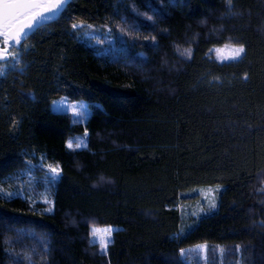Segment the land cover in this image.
I'll return each mask as SVG.
<instances>
[{"label": "trees", "instance_id": "trees-1", "mask_svg": "<svg viewBox=\"0 0 264 264\" xmlns=\"http://www.w3.org/2000/svg\"><path fill=\"white\" fill-rule=\"evenodd\" d=\"M226 44L242 58L209 56ZM18 56L0 75V264H264V0H70ZM109 226L101 252L91 229Z\"/></svg>", "mask_w": 264, "mask_h": 264}, {"label": "snow or ice", "instance_id": "snow-or-ice-1", "mask_svg": "<svg viewBox=\"0 0 264 264\" xmlns=\"http://www.w3.org/2000/svg\"><path fill=\"white\" fill-rule=\"evenodd\" d=\"M67 4V0H0V61L7 60L10 53L9 49L14 44L19 45L23 36L26 34V29H31L36 23L51 19L57 15L63 7ZM72 27L75 29L76 24ZM153 39H155L153 37ZM226 47H228L226 45ZM220 51V50H217ZM245 53L243 45L232 46L229 48V58L237 60L242 58ZM75 115H83V113L73 109ZM87 129H85V136H87ZM83 145L76 143L75 147L80 148ZM69 149L73 148V143L70 141L67 145ZM52 173L53 179L60 175V170L51 165L48 166ZM102 182L104 178H101ZM11 195V194H9ZM215 207V204L212 205ZM114 230L109 226L106 229L92 230V235L99 238L101 251L105 252L108 244L111 242L110 238ZM183 255V249H181Z\"/></svg>", "mask_w": 264, "mask_h": 264}, {"label": "rangeland", "instance_id": "rangeland-1", "mask_svg": "<svg viewBox=\"0 0 264 264\" xmlns=\"http://www.w3.org/2000/svg\"><path fill=\"white\" fill-rule=\"evenodd\" d=\"M70 0H67V3ZM65 7V6H64ZM63 7V8H64ZM61 12V11H60ZM59 12V13H60ZM58 13V14H59ZM57 14V15H58ZM57 15L53 16L51 19L57 17ZM51 19H44L38 23H36L31 29H26V34L23 36L21 43L19 45H13L12 47H10L9 51L10 53H12V56H9V58L7 60L4 61H0V75H4L7 70L11 69V70H15V71H20V59L18 56V50L20 45L23 43V41L36 29L38 28L40 25H42L43 23L51 20ZM82 39L88 40L94 44H101V43H105V41L108 39V34L107 32H103L101 29L98 30L96 28H92L90 27L87 32L83 33V37H81ZM2 39H0V44H2ZM226 45L228 47H226ZM224 46L221 47H215L213 48L210 53L209 56L216 60L219 63H225V62H231V61H237V60H232L229 58V48L235 45H231V44H226ZM238 47V46H237ZM220 50V51H217ZM243 56V55H242ZM241 59V58H240ZM22 96L24 98H31L32 95L28 92H23ZM52 109L56 112H62L65 114H68L72 120V122H77V123H86L90 112H91V107L88 103L84 102V101H72L70 99H68L67 97H61L59 99H56L52 102ZM73 109H76L77 111L83 113V115H75L73 112ZM70 141L73 143V148L75 147L76 143H81L83 146L80 148H76V149H81L83 147L86 146V137L84 136H80V137H75V138H71ZM69 141V142H70ZM47 176L48 177H52V173L49 171V168H47ZM13 195H21L22 194V189L21 188H16L15 190H13V193H11ZM197 204L199 205V209L200 207L205 208V205L209 208H213L212 205L215 204L216 202V193L214 189H203L200 190L197 196ZM216 205V204H215ZM197 209V207H196ZM201 211L203 209H200ZM114 231L112 232L111 235V242L113 239V233L115 231H117L116 227H112L110 226ZM96 228V229H106L107 227H92L91 229V240L92 243L99 245L100 247V242H99V238L96 236L92 235V230ZM110 242V243H111ZM109 243V244H110ZM108 244V245H109ZM101 248V247H100ZM102 252V251H101ZM203 253H205V250L198 249V250H194L192 252H190V256L196 255L199 258H201L203 256Z\"/></svg>", "mask_w": 264, "mask_h": 264}]
</instances>
